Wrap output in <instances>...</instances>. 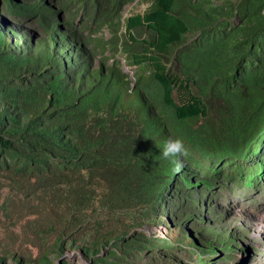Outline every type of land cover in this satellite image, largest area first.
I'll return each instance as SVG.
<instances>
[{"label": "trees", "instance_id": "16d2710c", "mask_svg": "<svg viewBox=\"0 0 264 264\" xmlns=\"http://www.w3.org/2000/svg\"><path fill=\"white\" fill-rule=\"evenodd\" d=\"M45 1L0 0V11L34 19L45 35L0 14V178L11 227L0 229V264H75L70 254L173 264L176 245L201 264L227 255L229 232L145 230L204 210L218 181L264 176V0H142L146 10L110 40L133 80L120 60L93 68L74 13L57 29L61 15ZM107 1L73 7L100 29L137 0H110L98 19ZM169 137L190 151L180 172L161 155ZM182 206L189 212H176Z\"/></svg>", "mask_w": 264, "mask_h": 264}, {"label": "rangeland", "instance_id": "374dc122", "mask_svg": "<svg viewBox=\"0 0 264 264\" xmlns=\"http://www.w3.org/2000/svg\"><path fill=\"white\" fill-rule=\"evenodd\" d=\"M30 1L34 2L36 0ZM45 3L53 12L61 15L60 23L56 22L55 27H58L57 29L66 30L67 27L65 26L70 18V13H74L72 16L74 19V31L83 38L81 39L84 47L91 54L89 58L93 68L105 69L112 64L113 60H120L123 71L129 75L131 80L134 79L136 69L127 67L124 58L120 54L113 55V49H111L113 45L110 44V40H112L113 35H123L125 33V25L123 23L126 18L130 15L144 12L148 7V3L137 0L127 4L118 18L116 16L112 20L106 21L100 29L96 28L92 19L81 18L80 10L73 7L80 6L79 8H81L84 4L80 0H46ZM110 3V0H108L107 3L105 2L104 7L101 4V9L97 16L98 19L110 10ZM65 4L70 8L59 12ZM0 14L10 23L22 27L23 31L25 29L24 32L33 37L44 38L45 35L34 19L10 15L5 10L0 11ZM118 27L120 28L118 32L114 31ZM86 41H89L90 44ZM100 43L103 44L105 49L98 48ZM93 50L96 54L94 56L92 55L94 53ZM103 50L106 51L102 54ZM238 181H218L215 190L203 197L202 203L206 206L204 210L193 209L190 211L192 218L183 219V223L177 218H173L170 220L171 228H166L163 225L148 224L145 232L159 238L174 236L171 232H174L172 229H177L176 226L178 228H188L191 232L198 230L202 237L206 234L229 232L232 242L227 255L221 252L209 257L208 262L205 264H264V176L261 179H254V181H249L248 179H245L244 182ZM1 182L0 178V229H9L11 227L7 224L8 220L2 207L4 196L8 194V191L1 187ZM6 206L15 213L20 209L23 214L21 207H17L14 204L9 205L10 207ZM181 210L189 212L187 207L177 209L176 212H182ZM209 227L212 229L208 233L206 229ZM169 254L175 258L173 264H201L197 256L191 255L177 245L169 251ZM65 258L75 264H86L78 255L70 254L66 255Z\"/></svg>", "mask_w": 264, "mask_h": 264}, {"label": "clouds", "instance_id": "9594fccd", "mask_svg": "<svg viewBox=\"0 0 264 264\" xmlns=\"http://www.w3.org/2000/svg\"><path fill=\"white\" fill-rule=\"evenodd\" d=\"M161 155L164 159L169 160V162L173 165L174 171L180 172L185 166L187 158L190 156V151L185 146L183 140L180 138L169 137L163 144ZM222 172L225 175L231 174L227 168H225V171Z\"/></svg>", "mask_w": 264, "mask_h": 264}]
</instances>
